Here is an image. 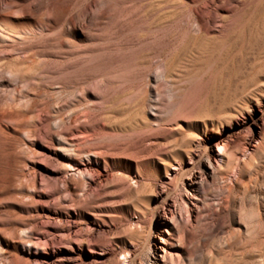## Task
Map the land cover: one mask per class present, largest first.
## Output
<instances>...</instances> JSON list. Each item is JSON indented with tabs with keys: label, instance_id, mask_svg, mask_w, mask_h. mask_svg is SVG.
Wrapping results in <instances>:
<instances>
[{
	"label": "rangeland",
	"instance_id": "1",
	"mask_svg": "<svg viewBox=\"0 0 264 264\" xmlns=\"http://www.w3.org/2000/svg\"><path fill=\"white\" fill-rule=\"evenodd\" d=\"M0 31L6 37L0 40V112L16 115L20 124L49 100L64 112L91 104V118L80 124L97 129L139 126L134 105L141 100L150 116L155 113L152 123H163L165 135L173 139L151 151L155 162L138 185L159 201L158 211L163 199L172 203L178 192L157 176L163 165L157 157L173 158L176 167L187 148L183 142L195 139L185 165L206 161L215 147L207 150L199 140L217 136V130L205 131L202 124L211 115H231L218 133L242 145L264 117V0H0ZM11 97L28 103L14 106ZM176 122L180 128H167ZM15 140H0V264H100L86 246L74 244L71 251L65 241L43 250L28 235L15 250L5 247L4 238L11 241L33 222L46 221L32 201L33 163L27 148L17 150ZM225 194L220 180L208 181L200 206L216 211ZM246 201H264V179L248 189ZM53 202L51 198L48 206ZM89 202L81 221L95 219L102 228L88 235L97 245L94 256L112 264L105 245L112 246L119 261L125 244L130 248L133 243L134 257L143 263L147 250L138 237L155 240L153 210L143 218L136 215L130 197L112 184ZM206 219L201 217L195 234L202 242L221 239L225 245L226 225L217 220L207 224Z\"/></svg>",
	"mask_w": 264,
	"mask_h": 264
},
{
	"label": "bare ground",
	"instance_id": "2",
	"mask_svg": "<svg viewBox=\"0 0 264 264\" xmlns=\"http://www.w3.org/2000/svg\"><path fill=\"white\" fill-rule=\"evenodd\" d=\"M5 38L3 31H0V40L4 41ZM219 69L214 71L215 74L222 71ZM218 76L217 74L216 78L219 81ZM217 80L214 83H217ZM10 101L14 106L28 103L23 97H11ZM134 106L139 126L110 130H106L104 125L97 129L80 124L81 121L91 118V104L83 109L68 108L69 111L64 112L56 102L49 100L44 104L43 110L39 109L31 114L26 124H20L14 114L0 112V140L15 138L16 147L19 148L17 150L28 149L25 150L33 163V183L30 190L34 197L32 201L42 213L40 216L46 218L45 222H33L29 231L24 228L19 236L11 237V241L4 238L5 247L15 250L28 235L32 245L45 249L65 241L71 245V251H74V244L77 248L86 246L93 260L104 264L105 261L98 258V255L94 256L97 245L88 240L89 234L100 232V224L95 219L85 220V223L81 220L86 215L89 200L99 196L103 187L112 184L130 197L136 215L143 218L153 210L150 226L153 227L152 233H155V240L149 239L148 234L149 241L145 239L144 234L137 236L140 238L138 240H144L146 245L147 256L143 263L137 262L134 257L133 249L136 247L133 243L130 248L125 244L123 258L119 261H116V252L111 250L112 246L106 244L105 247L110 250L105 256L112 264H264V201L259 204L246 201L248 189L264 179V117L257 121L258 131L251 130L246 144L242 145L234 144L230 136L224 137L218 133L222 122L225 119L230 120L231 115L209 116L210 119L202 123L203 127L205 131L209 127L217 130V136L204 142L201 138L199 140V146L207 150L210 146L215 147L208 153L206 161L195 164L190 160L189 164L185 165V158L190 155V148L195 139L183 142L187 150L184 149L182 155L180 154L176 167L170 161L173 158L167 156L168 161L157 157L158 162L163 161L157 176L167 180V184L173 185V189L178 192L172 203L163 199L160 212L157 207L159 201L155 202L154 195H145L138 185V180L155 162L150 158L151 151L156 147L160 148L162 141L169 143L168 139L172 137L165 135L167 130L164 129L165 125L163 128V123H152L151 116H155V113L150 112V116L146 112L144 101L141 100ZM196 109L199 111V107ZM62 113L63 116H59ZM180 126L181 124L176 122L167 128L178 129ZM115 138H120L121 141L113 142ZM232 179L233 183L230 182ZM179 180L180 186L177 185ZM217 180L222 182L226 197L220 202L216 201L215 211L212 207L200 206V203L207 182ZM26 189L25 191H28ZM51 198L54 200L52 207L48 206ZM156 207L158 210L154 209ZM59 208H63V211ZM202 216L207 218V224L212 225L211 222L217 220L226 225L228 237L225 245L221 239L202 242L201 237L195 234ZM209 229L208 225L207 230ZM192 243L195 245L190 250L187 249V245ZM139 251H142V248ZM197 255L199 256L196 257Z\"/></svg>",
	"mask_w": 264,
	"mask_h": 264
}]
</instances>
